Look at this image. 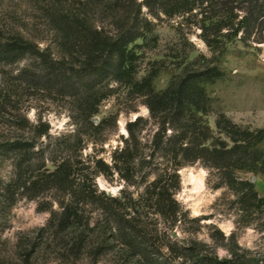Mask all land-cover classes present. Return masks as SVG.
<instances>
[{"label": "rangeland", "instance_id": "374dc122", "mask_svg": "<svg viewBox=\"0 0 264 264\" xmlns=\"http://www.w3.org/2000/svg\"><path fill=\"white\" fill-rule=\"evenodd\" d=\"M38 2L0 0V22L10 24L12 29L28 24L29 36L51 40ZM141 12L144 15L145 9ZM95 22L108 24L99 16ZM180 22L181 18L155 22L157 45L151 50L144 45L136 49L140 56L138 79L153 74L152 87L161 93L191 61L198 59L203 65L212 64L224 76L204 85L211 100L207 118L210 127L214 128L216 115L224 113L236 124L264 130V44L245 46L235 41L223 51H214L198 37L199 30ZM24 69L44 74L31 59L0 66L3 108L0 139L16 135L31 138L35 131L48 127V135L35 141L36 156L32 163L35 176L52 171L51 161L69 154L67 145L80 140L79 145H73L80 162L75 169V182L87 192L96 191L101 204L108 206L114 205L112 200L126 205L129 199H137L145 188L144 167L139 169L137 165L136 183L127 186L116 173L100 172L94 162L101 160L111 166L113 152L122 147L127 137V124L137 118L142 119L136 131L141 128L139 137L144 155V146H150L156 129L144 97L123 84L105 79L96 87L97 96L103 99L98 113L90 119L93 127L84 121L73 95L29 86L20 79ZM36 125H39L36 129L31 127ZM259 148L264 149V141ZM71 152L72 157L75 153ZM236 173L252 182L259 196L264 197V176ZM179 175L181 186L175 200L181 217L172 222L139 209L142 238L129 239L140 244L141 253H136L118 238L114 222L99 203L80 206L78 223L61 234L48 227L53 212L61 211L59 204H67L68 196L56 189L40 191L39 195L36 191L14 189L11 195H5L14 169L10 157L0 155V264H197L201 256L232 264H264V217L256 216L248 223L250 219L232 203L233 198L225 189L213 190L208 186L209 171L201 163L180 169ZM129 212L130 209L122 210L124 215Z\"/></svg>", "mask_w": 264, "mask_h": 264}, {"label": "trees", "instance_id": "16d2710c", "mask_svg": "<svg viewBox=\"0 0 264 264\" xmlns=\"http://www.w3.org/2000/svg\"><path fill=\"white\" fill-rule=\"evenodd\" d=\"M37 2L51 40L29 36L28 24L12 29L10 24L0 22V66L26 59L36 61L44 74L36 75L24 69L20 79L29 86L73 95L84 121L93 127L90 119L98 113L103 99L97 96L96 87L109 78L144 97L156 129L150 146H144L143 155L139 137L141 128L136 131L142 119L137 118L127 124V137L122 147L113 152L111 166L101 160L94 162L100 172L116 173L127 186L136 183L137 165L139 169L144 167V192L135 200L129 199L126 205L119 200H112L114 205L111 206L101 204L96 191L87 192L75 182V169L80 162L73 145H79L80 140L67 145L69 154L51 161L52 171L35 176L32 169L35 141L48 135V127L35 131L31 138L16 135L0 139V155L10 157L14 169L13 179L4 189L5 195H11L14 189L36 191L37 195L43 190L56 189L68 196V203H60L61 211L53 212L48 222V227H54L59 234L78 223L80 206L99 203L114 222L118 238L136 253H141L140 244L129 240L142 238L139 209H146L159 219L178 221L182 214L175 200L181 186L179 171L201 163L209 171L208 186L213 190L225 189L233 198L232 203L250 219L248 223L256 216L264 217V197L259 196L252 182L241 179L236 173L245 171L264 176V149L259 148L264 141V130L236 124L224 113L216 115L214 128L208 123L211 100L204 85L222 79L223 72L196 59L182 69L164 92L156 93L152 87L153 74L141 79L137 77L140 56L136 51L142 45L153 49L158 43L155 22L174 18H181L180 23L199 30L198 37L214 51H223L235 41L245 46L264 44V0ZM97 16L107 20L108 24H96ZM138 41L142 44H137ZM2 113L0 101V117ZM146 123L144 121V127ZM31 127L36 129L39 125ZM70 152L75 153L74 156L71 157ZM101 196L105 195L101 193ZM125 209H130L127 215L122 213ZM145 233L144 230V245L147 244ZM196 263L232 264L228 260L205 256L197 258Z\"/></svg>", "mask_w": 264, "mask_h": 264}]
</instances>
